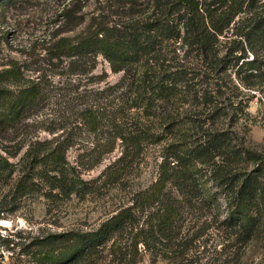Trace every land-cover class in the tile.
Masks as SVG:
<instances>
[{
    "label": "trees",
    "instance_id": "obj_1",
    "mask_svg": "<svg viewBox=\"0 0 264 264\" xmlns=\"http://www.w3.org/2000/svg\"><path fill=\"white\" fill-rule=\"evenodd\" d=\"M57 16L38 66L0 69V137L21 123L50 135L1 146L0 173L23 151L26 194L35 177L66 198L155 179L93 229L33 239L23 264H242L264 243V137L249 142L264 127V0H70ZM100 56L116 82L95 72Z\"/></svg>",
    "mask_w": 264,
    "mask_h": 264
},
{
    "label": "rangeland",
    "instance_id": "obj_2",
    "mask_svg": "<svg viewBox=\"0 0 264 264\" xmlns=\"http://www.w3.org/2000/svg\"><path fill=\"white\" fill-rule=\"evenodd\" d=\"M69 1L21 0L6 6L0 3V69L12 61L30 66L29 68L38 66L36 61L39 54L43 55L44 48L49 45L47 41L57 26L60 8ZM95 7L96 3L92 1L85 6L83 12L88 15ZM80 29L81 26L65 34L73 35ZM32 42H36V48L31 50ZM95 72L98 74L107 72V81L110 83L121 77V73L112 72L109 63L102 56L98 58ZM29 74L35 75L32 72ZM259 99V93L252 99L251 111L254 114L258 113L261 106ZM25 130L30 131L28 135L31 138L37 135L41 139L50 137L45 131L38 132L35 126L29 127L21 123L11 129L7 137H0V148L14 153L21 144H27L30 138L24 139ZM263 137L264 127L259 121L250 131L249 142L257 146ZM0 152L10 155L1 149ZM78 152L76 148L68 151L67 157L70 162L76 161ZM22 153L23 151L15 158L10 157L13 166L8 167V172L0 173V262L6 264H23L26 257L22 255V250L30 241L41 235L97 227L131 197L132 191L147 186L155 179L154 174L143 172L142 175H131L128 182L116 185L110 190L105 189L86 196L73 194L66 198L48 195L50 194L47 193L48 186L35 177L33 190L26 194V191L22 193L21 188L16 189L22 168L19 163ZM117 155L118 152H115L107 156L99 166L86 172L84 178L97 177ZM101 262L109 264V259H102ZM139 264H147V261ZM242 264H264V243L252 244L247 249Z\"/></svg>",
    "mask_w": 264,
    "mask_h": 264
}]
</instances>
